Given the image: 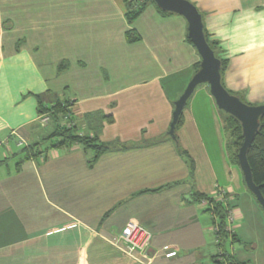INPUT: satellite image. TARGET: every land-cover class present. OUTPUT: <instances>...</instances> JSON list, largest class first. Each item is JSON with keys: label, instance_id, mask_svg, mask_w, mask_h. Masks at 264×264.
<instances>
[{"label": "crops", "instance_id": "obj_1", "mask_svg": "<svg viewBox=\"0 0 264 264\" xmlns=\"http://www.w3.org/2000/svg\"><path fill=\"white\" fill-rule=\"evenodd\" d=\"M186 1L225 90L264 104V0ZM143 6L130 21L127 0H0V264H227L219 248L244 264L232 243L230 254L217 243L193 195L227 193L236 242L246 213L264 212L207 85L168 136L201 59L183 17ZM57 103L70 104L64 123L76 135L109 150L95 158L80 145L48 148L54 125L49 115L40 123V110ZM34 145L41 154L26 157ZM130 222L151 236L147 258L113 243Z\"/></svg>", "mask_w": 264, "mask_h": 264}, {"label": "water", "instance_id": "obj_2", "mask_svg": "<svg viewBox=\"0 0 264 264\" xmlns=\"http://www.w3.org/2000/svg\"><path fill=\"white\" fill-rule=\"evenodd\" d=\"M146 1L154 4L161 12L179 15L186 20L188 38L201 59L198 71L187 84L183 94L174 103L168 136L175 140V128L187 101L198 86L207 85L218 110L231 116L240 124L243 142L237 155L238 165L242 171L247 190L264 212V198L259 188L253 183L247 162L248 150L259 130V120L264 116V105L248 106L225 90L221 83V62L215 57L213 50L207 43L203 32L202 18L191 3L186 0Z\"/></svg>", "mask_w": 264, "mask_h": 264}, {"label": "trees", "instance_id": "obj_3", "mask_svg": "<svg viewBox=\"0 0 264 264\" xmlns=\"http://www.w3.org/2000/svg\"><path fill=\"white\" fill-rule=\"evenodd\" d=\"M147 3L145 0L144 4ZM142 5V7H144ZM142 7L139 10L133 11L131 10V6L129 7L128 11V18L130 21L135 19ZM210 46V45H209ZM210 48L213 50L212 46ZM215 54V52H214ZM216 57V55H215ZM217 58V57H216ZM222 66V65H221ZM70 104L68 103H57L51 107L41 108V114H47L50 116L51 122L54 125V130L50 137L47 140H57L56 143L51 144L48 148H52L54 146H71V145H80L85 150H92L95 154V158L99 155L103 154L104 152L109 150V146L100 145L99 143L95 142L94 140H90L86 137H79L75 134L74 128H68L65 123L64 119L70 115ZM181 124V115L179 117L178 123L176 125L177 129ZM225 134L227 136V146L229 152H231L232 161L238 164V151L241 147L243 142L242 138V131L240 124L231 116L225 114ZM56 144V145H55ZM38 145H34L29 149H25V156L28 155L32 157H36L37 155L41 154L38 151ZM47 148V147H46ZM179 154L185 159L187 164H189L190 169L193 170V163L189 156L179 149ZM247 162L251 170L252 180L255 186L259 188L261 195L264 198V116L259 120V130L256 134L254 141L252 143L251 148L248 150L247 153ZM193 198L195 201L206 200L208 202V206L206 207V212L210 213L214 222V226L217 227L216 235L220 240V246L224 244L225 240L228 239V235L225 232L226 226V210L225 207L217 202H215L210 197H203L198 194H194ZM235 235L232 236L231 241H235ZM232 242V243H233ZM223 261L227 264H238L234 262L232 256L225 254Z\"/></svg>", "mask_w": 264, "mask_h": 264}, {"label": "built area", "instance_id": "obj_4", "mask_svg": "<svg viewBox=\"0 0 264 264\" xmlns=\"http://www.w3.org/2000/svg\"><path fill=\"white\" fill-rule=\"evenodd\" d=\"M145 0H132L130 2L131 10L136 11L139 10L144 4ZM69 118H66L68 120ZM49 121V117L47 114L40 118V123L42 125H46ZM68 128H71V124H66ZM215 202L223 205L226 210V226L225 232L228 235V239L231 240L234 235V209L229 207L228 203V195L223 190H217L215 192V196L212 198ZM201 203L208 206V202L206 200H201ZM215 232L217 231V227L214 226ZM151 236L143 227L139 224L130 222L125 228L114 238L113 243L119 247L123 252H125L129 256H138L147 258L148 250L151 243ZM218 239V237H217ZM220 240H217V243L220 244ZM166 250V249H164ZM225 253L219 248L218 258L220 261H223Z\"/></svg>", "mask_w": 264, "mask_h": 264}, {"label": "rangeland", "instance_id": "obj_5", "mask_svg": "<svg viewBox=\"0 0 264 264\" xmlns=\"http://www.w3.org/2000/svg\"><path fill=\"white\" fill-rule=\"evenodd\" d=\"M129 3L132 0H127ZM242 102L248 106L257 107L264 104L251 105L246 99ZM46 145V144H45ZM47 146V145H46ZM240 239L238 242L226 239L225 249L231 252V243L233 251L239 258L242 259L244 264H264V219L255 214L246 213L245 222L241 225L238 231ZM232 251V252H233Z\"/></svg>", "mask_w": 264, "mask_h": 264}]
</instances>
